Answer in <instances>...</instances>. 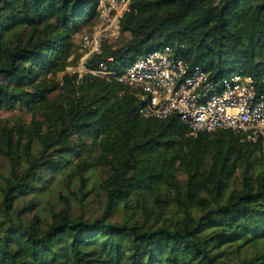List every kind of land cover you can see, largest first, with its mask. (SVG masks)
<instances>
[{
	"label": "trees",
	"instance_id": "obj_1",
	"mask_svg": "<svg viewBox=\"0 0 264 264\" xmlns=\"http://www.w3.org/2000/svg\"><path fill=\"white\" fill-rule=\"evenodd\" d=\"M97 22V0H0V110L31 115L0 121V264H264L257 144L144 119L113 77L58 80ZM118 32L88 68L167 46L211 81L264 78V0H130Z\"/></svg>",
	"mask_w": 264,
	"mask_h": 264
},
{
	"label": "built area",
	"instance_id": "obj_2",
	"mask_svg": "<svg viewBox=\"0 0 264 264\" xmlns=\"http://www.w3.org/2000/svg\"><path fill=\"white\" fill-rule=\"evenodd\" d=\"M129 11L130 0H97L98 22L82 36L79 63L67 66L66 75L113 77L138 97L144 119L175 116L192 137L226 130L264 151V78L232 73L211 81L200 67L175 59L167 46L137 58L120 73L108 70L104 63L86 66L103 41L119 38L118 22Z\"/></svg>",
	"mask_w": 264,
	"mask_h": 264
},
{
	"label": "rangeland",
	"instance_id": "obj_3",
	"mask_svg": "<svg viewBox=\"0 0 264 264\" xmlns=\"http://www.w3.org/2000/svg\"><path fill=\"white\" fill-rule=\"evenodd\" d=\"M86 33V30H83L80 32V34H77L75 37V43H76V55H81L79 51V45L81 43L82 35ZM125 36L120 35L118 39L123 40ZM73 58V56L71 57ZM66 75V72L58 76V80L61 81L62 77ZM31 119L30 113L22 107H16L11 110H0V121H7L10 123H16L18 121H22L24 123H29ZM69 199H71V196H69ZM88 207L89 213H96L99 207L100 202V196L98 192H93L88 196Z\"/></svg>",
	"mask_w": 264,
	"mask_h": 264
}]
</instances>
